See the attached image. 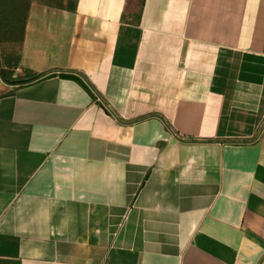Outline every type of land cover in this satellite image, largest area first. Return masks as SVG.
<instances>
[{"label": "crops", "instance_id": "crops-1", "mask_svg": "<svg viewBox=\"0 0 264 264\" xmlns=\"http://www.w3.org/2000/svg\"><path fill=\"white\" fill-rule=\"evenodd\" d=\"M0 264H264V0L0 28Z\"/></svg>", "mask_w": 264, "mask_h": 264}, {"label": "rangeland", "instance_id": "rangeland-1", "mask_svg": "<svg viewBox=\"0 0 264 264\" xmlns=\"http://www.w3.org/2000/svg\"><path fill=\"white\" fill-rule=\"evenodd\" d=\"M29 0H0V28L11 26L20 28ZM53 5H59L64 0H39ZM72 3V0H69Z\"/></svg>", "mask_w": 264, "mask_h": 264}, {"label": "trees", "instance_id": "trees-1", "mask_svg": "<svg viewBox=\"0 0 264 264\" xmlns=\"http://www.w3.org/2000/svg\"><path fill=\"white\" fill-rule=\"evenodd\" d=\"M73 1V0H72ZM63 1L59 4L60 6L62 5ZM66 3L70 6L72 3H69V0H66Z\"/></svg>", "mask_w": 264, "mask_h": 264}]
</instances>
